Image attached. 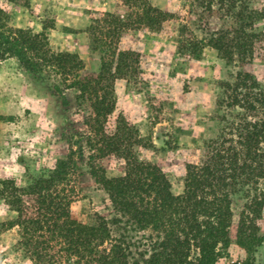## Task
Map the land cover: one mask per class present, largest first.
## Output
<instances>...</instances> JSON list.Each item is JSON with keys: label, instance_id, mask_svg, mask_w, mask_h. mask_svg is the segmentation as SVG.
<instances>
[{"label": "trees", "instance_id": "16d2710c", "mask_svg": "<svg viewBox=\"0 0 264 264\" xmlns=\"http://www.w3.org/2000/svg\"><path fill=\"white\" fill-rule=\"evenodd\" d=\"M8 1L29 5V0ZM190 3L191 25L179 27L184 47L199 54L210 46L227 71L216 82L213 108L205 117L216 130L186 161L177 194L159 164L137 155L142 139L137 130L122 114L114 115L115 80L130 67L132 52L115 47L99 66L88 67L76 52L52 50L45 31L14 26L0 5V61L13 57L22 69L74 91L85 127L86 165L106 194V214L95 213L92 222L72 216L76 148L71 134L54 140L51 166L32 173L25 165L24 184L0 179V199L10 213L0 225L17 228L16 245L32 264H217L232 243L245 255L225 264H264V258L258 261L264 245L259 223L264 86L252 71L256 60L264 59V0ZM117 5L133 10L134 22L155 31L164 30L172 17L150 0H117ZM234 200L241 208L232 235Z\"/></svg>", "mask_w": 264, "mask_h": 264}, {"label": "rangeland", "instance_id": "374dc122", "mask_svg": "<svg viewBox=\"0 0 264 264\" xmlns=\"http://www.w3.org/2000/svg\"><path fill=\"white\" fill-rule=\"evenodd\" d=\"M150 2L170 11L172 17L162 31L134 22L133 10L118 6L117 0H29L28 6L0 0V5L14 26L45 31L52 50L76 52L88 67L99 66L115 47L132 52L130 67L115 80L114 115L122 114L137 130L142 138L137 155L159 164L177 194L183 189L186 161L216 130L214 123L205 124V117L213 108L216 82L225 78L227 69L210 46L199 54L184 47L179 27L191 23L190 0ZM105 13L128 25L118 27L114 16ZM252 71L264 86V59L256 60ZM84 132L72 89L64 90L47 76L22 69L13 57L0 61V179L12 177L18 185L24 184L25 165L32 173L51 166L54 140L71 134L76 148L71 214L92 222L95 213L106 214V194L88 171ZM240 208L241 202L234 200L232 235ZM9 214L0 199V222ZM259 223L264 233V207ZM17 239L16 227L0 225V264H32L16 245ZM227 250L217 264L245 255L234 243ZM258 254L262 262L264 245Z\"/></svg>", "mask_w": 264, "mask_h": 264}]
</instances>
